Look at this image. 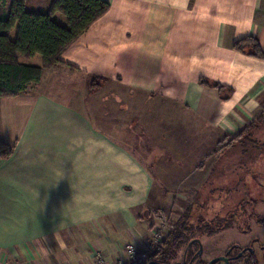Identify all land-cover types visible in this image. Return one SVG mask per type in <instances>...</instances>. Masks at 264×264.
Masks as SVG:
<instances>
[{"label":"crops","instance_id":"0c3cea01","mask_svg":"<svg viewBox=\"0 0 264 264\" xmlns=\"http://www.w3.org/2000/svg\"><path fill=\"white\" fill-rule=\"evenodd\" d=\"M104 1L107 11L60 54L78 70L46 69L28 92L0 100V140L14 145L0 159V264H92L95 250L125 258V242L146 240L138 209L149 206L153 169L189 151L184 122L205 129L197 132L219 155L243 145L217 152L225 135L264 112V58L232 47L251 36L264 51V0ZM50 2L25 0L40 11ZM53 18L67 23L60 13ZM63 75L80 79L82 96L71 98L74 85L60 82ZM52 77L58 83L46 88ZM106 84L132 91V121H108L104 108L121 99ZM63 92L68 101L56 95Z\"/></svg>","mask_w":264,"mask_h":264},{"label":"rangeland","instance_id":"374dc122","mask_svg":"<svg viewBox=\"0 0 264 264\" xmlns=\"http://www.w3.org/2000/svg\"><path fill=\"white\" fill-rule=\"evenodd\" d=\"M22 61L33 65L42 63L39 54L30 59H22ZM63 77L64 75L62 79L60 78V82L64 81V84L67 85L71 82L74 87L76 86L72 90L76 95L71 98L80 96L81 93L78 94V92L81 91L82 86H77L80 79L73 78L70 81L69 77H67L68 80ZM94 80L98 81L95 78ZM49 81L46 88H49L51 83H58L57 77H52ZM64 84V87L60 86V89L65 88ZM36 87L37 91L42 90V86ZM104 87H106V92L114 91L121 99L119 101L121 106L117 105L114 109L104 108L108 121H116L120 125L126 121H132V91L113 84H106ZM56 95L68 101L64 92L63 95L59 93ZM85 106L88 107V111L96 113L89 103ZM184 126L185 135L181 138L184 145L186 144V150L189 151L177 154L180 158L177 163L174 161L169 164L164 162L165 168L153 169L157 183L154 184L149 206L145 208L146 210L138 209V213L146 220L142 236L148 240L150 230L154 226L166 225V231L169 230L170 225L177 220L184 208L193 204V220L204 219L215 222L225 219L230 223L228 227L222 228L212 235L204 234L198 238V243L201 245L200 257L203 262L223 255L229 245L236 243L240 247L251 245L260 264H264V222H258L264 217V122L252 132L246 143L221 152L219 155L213 153L214 140L208 141L198 134V132H205L203 128L196 129L199 124L195 127L189 120H186ZM130 135L132 136V131H130ZM127 138L129 137H123L122 140H128ZM216 138H220V136ZM202 142L212 143L209 147L211 150L196 151L194 150L195 146L191 145L202 144ZM150 152L154 157H166V152H160V150L159 152L153 150ZM152 161L149 160L147 163L155 164ZM159 163L161 164L160 161ZM212 166H215V169L211 174ZM141 241L125 242L121 249L124 251L127 243H134L142 247ZM194 250H198V247H195ZM95 252L106 263L114 264V261L120 262L124 259L108 260L103 258L101 252L96 250ZM181 253L182 250L178 253V259H181ZM52 264L68 263L56 262Z\"/></svg>","mask_w":264,"mask_h":264},{"label":"trees","instance_id":"16d2710c","mask_svg":"<svg viewBox=\"0 0 264 264\" xmlns=\"http://www.w3.org/2000/svg\"><path fill=\"white\" fill-rule=\"evenodd\" d=\"M108 7V2L104 0H51L46 10L40 11L28 10L25 0H0V100L28 92L41 80L46 69L68 66L71 71L78 70L61 61L60 54L92 22L104 14ZM56 13L66 17L65 25L53 18ZM232 47L253 57L264 58V51L254 37L238 39ZM36 54L41 56V65L22 61ZM198 82L216 88L220 93L226 90L228 93L232 91L231 88L210 82L205 77H199ZM95 86L94 80L90 88L93 90ZM263 122L264 112L244 125L235 135H225L223 141L218 143L217 152L234 143H246L247 138ZM13 149V144L0 140V159L10 157ZM193 211V204H189L165 232L163 239L158 243L159 250L153 256L158 261L175 259L182 249L188 261L198 258V250H194L198 247V238L204 234L212 235L230 224L225 219L215 222L204 219L193 220ZM263 221L264 217L258 220L260 223ZM198 264L205 263L199 261ZM244 264H257L254 254H249Z\"/></svg>","mask_w":264,"mask_h":264},{"label":"built area","instance_id":"2783aa9c","mask_svg":"<svg viewBox=\"0 0 264 264\" xmlns=\"http://www.w3.org/2000/svg\"><path fill=\"white\" fill-rule=\"evenodd\" d=\"M167 226H154L150 231V236L148 240L143 242V246L139 247L134 243H127L125 245V260L122 259L123 262L114 261V264H144L153 253V251L157 248L159 241H161L165 235ZM92 264H112L106 263L99 255H94Z\"/></svg>","mask_w":264,"mask_h":264},{"label":"flooded vegetation","instance_id":"af4514ba","mask_svg":"<svg viewBox=\"0 0 264 264\" xmlns=\"http://www.w3.org/2000/svg\"><path fill=\"white\" fill-rule=\"evenodd\" d=\"M232 244H231L232 247L229 250H228V247L230 245L227 247V250L225 251V253L223 255H220V256H223L227 259L228 264H244L246 262V260H248L249 254H251V255L254 254L255 259L257 261V264H260L258 256L256 255V253H255V251L251 245H247L245 247H240L236 243H232ZM158 246H159V244L157 245V248L153 251V253L150 255L149 259L144 264H147L149 262H157L159 264H198L199 261H202L200 254H198V258H194V259L188 261L184 255V249H182L181 259H178V256H177L175 259H171V260H168L165 262L158 261L155 257H153L154 254L157 253L159 250ZM200 246L201 245L198 243V250H199ZM204 263L207 264L208 262H204ZM215 263L216 264H220V263L227 264L224 259L219 260L217 262H214L213 264H215Z\"/></svg>","mask_w":264,"mask_h":264},{"label":"water","instance_id":"95a60500","mask_svg":"<svg viewBox=\"0 0 264 264\" xmlns=\"http://www.w3.org/2000/svg\"><path fill=\"white\" fill-rule=\"evenodd\" d=\"M201 253V246H200V248H199V250H198V254H200ZM225 260L226 261V263L228 264V262H227V259L225 258V257H223V256H217V257H214V258H212V259H210L209 261H208V263L207 264H213L214 262H217V261H219V260ZM147 264H159V263H157V262H149V263H147Z\"/></svg>","mask_w":264,"mask_h":264}]
</instances>
